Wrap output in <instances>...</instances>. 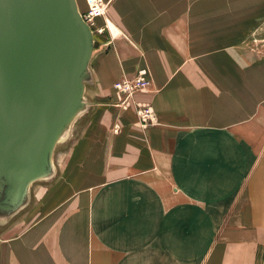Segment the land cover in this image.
Instances as JSON below:
<instances>
[{
  "label": "crops",
  "instance_id": "1",
  "mask_svg": "<svg viewBox=\"0 0 264 264\" xmlns=\"http://www.w3.org/2000/svg\"><path fill=\"white\" fill-rule=\"evenodd\" d=\"M101 1L87 113L0 264H264V0ZM139 69L147 126L113 87Z\"/></svg>",
  "mask_w": 264,
  "mask_h": 264
},
{
  "label": "water",
  "instance_id": "2",
  "mask_svg": "<svg viewBox=\"0 0 264 264\" xmlns=\"http://www.w3.org/2000/svg\"><path fill=\"white\" fill-rule=\"evenodd\" d=\"M95 46L76 0H0V225L54 176L55 146L89 106Z\"/></svg>",
  "mask_w": 264,
  "mask_h": 264
},
{
  "label": "built area",
  "instance_id": "3",
  "mask_svg": "<svg viewBox=\"0 0 264 264\" xmlns=\"http://www.w3.org/2000/svg\"><path fill=\"white\" fill-rule=\"evenodd\" d=\"M87 9L82 11L85 20L93 27L94 20L104 13V4L101 0H86ZM101 31V29H99ZM148 86V75L146 69H139L132 77H124L113 85L119 95L118 104L130 106L135 105L136 115L143 126L153 122V111L148 103L134 102L133 96L144 91Z\"/></svg>",
  "mask_w": 264,
  "mask_h": 264
},
{
  "label": "rangeland",
  "instance_id": "4",
  "mask_svg": "<svg viewBox=\"0 0 264 264\" xmlns=\"http://www.w3.org/2000/svg\"><path fill=\"white\" fill-rule=\"evenodd\" d=\"M253 10H255V9H252V11H249V12L247 11V13H252L251 17H252V20H254V22L252 24V30H250V34H248V36L245 39L246 40L245 43H247L248 46L254 47L258 52L261 53V52H264V8H263V10H261L259 7L256 11H253ZM257 11H258V13H257ZM94 38H95L96 46H97L98 41H97L95 34H94ZM93 52H94V50H93ZM89 69H90V63H89ZM90 72H91V69H90ZM91 75H92V72H91ZM90 85H91V82H88L86 84L85 93H84L85 96L86 95L88 96ZM85 113H87V111ZM85 113H83L73 123L72 128H70L71 131H69V137L66 140L61 141L60 143H57V145L55 147L54 156H53V160H54L53 163H54V167H55L54 176L51 179H48L46 181H40L39 180V181L34 182L31 186V191H32L31 197H32V194H34L35 189H38L40 186H44V184L47 185L51 181L54 180L56 173H57V169L59 168L60 156L63 153V149L70 142V139L72 138V136H74L76 129L78 127V124L81 123L80 120ZM24 212L25 211L20 212L16 217L12 218L8 224L5 223L6 225L0 226V234L4 233L5 230L7 229V227L11 223L19 220L22 217L21 215Z\"/></svg>",
  "mask_w": 264,
  "mask_h": 264
},
{
  "label": "bare ground",
  "instance_id": "5",
  "mask_svg": "<svg viewBox=\"0 0 264 264\" xmlns=\"http://www.w3.org/2000/svg\"><path fill=\"white\" fill-rule=\"evenodd\" d=\"M76 3H77V0H76ZM77 6H78V3H77ZM78 10H79V12H80V14H81V16H82V18L84 19V21H86L85 20V17H84V15H83V13H82V11L79 9V6H78ZM87 22V21H86ZM87 24L89 25V27H90V29H91V32H92V36H93V38H94V31H93V27L87 22ZM95 39V38H94ZM95 43H96V41H95ZM94 50V49H93ZM93 50H92V54H93ZM92 54H91V57H92ZM91 57H90V60H91ZM89 63H90V61H89ZM89 63H88V68H89ZM90 70V69H89ZM90 74H91V72H90ZM91 78H92V75H91ZM85 88H86V85H85ZM85 93V92H84ZM81 115H79V116H77L74 120H73V122H72V124H71V128H72V126H73V123L80 117ZM71 131V130H70ZM57 145V144H56ZM56 147V146H55ZM37 181H39V180H37ZM40 181H46L45 179H40ZM36 182V181H35ZM34 183V182H33ZM32 183V184H33ZM32 184H31V186H32ZM31 186H30V200H31ZM22 211V210H21ZM20 211V212H21ZM20 212H18L17 214H15L12 218H14V217H16ZM11 218V219H12ZM10 219V220H11ZM10 220L6 223V224H8L9 222H10ZM6 224H4V225H6ZM3 225V226H4ZM0 226H2V225H0Z\"/></svg>",
  "mask_w": 264,
  "mask_h": 264
}]
</instances>
